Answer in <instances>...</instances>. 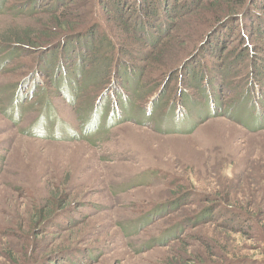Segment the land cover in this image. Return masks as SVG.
Returning <instances> with one entry per match:
<instances>
[{
  "label": "rangeland",
  "instance_id": "rangeland-1",
  "mask_svg": "<svg viewBox=\"0 0 264 264\" xmlns=\"http://www.w3.org/2000/svg\"><path fill=\"white\" fill-rule=\"evenodd\" d=\"M48 17L46 13L15 17L11 11L2 15L0 43H4L7 33L40 27ZM187 35L193 37L192 33ZM190 40L171 41L153 60L178 64L180 58L170 55L169 48L176 49ZM38 55L18 56L11 62L0 60V109L29 94L25 87L19 91L9 88L22 79V73ZM6 56L4 53L0 58ZM196 57L195 53L184 57L183 65ZM146 61L142 59L138 64ZM184 72L179 78L187 86ZM42 81L50 89L51 78ZM37 89V95L24 108L34 105L18 124L13 125L0 113V264H187L198 258L212 263L221 254L215 243L227 246L233 259L252 257L260 253L257 248H264V128L249 131L225 115L210 117L193 129L197 116L209 111L194 107L185 120L174 122L168 117L162 125L171 133L157 132L154 124L126 121L109 133L71 141L68 134L64 138L49 136L54 134L52 129L64 135L66 124L77 132L81 130L74 105L62 97L54 100L53 107L55 120L60 117L63 124L58 122L55 128L49 122L48 129L38 125L34 127L38 136H28L18 130L29 128L41 117ZM175 92L178 95V89ZM225 102L231 106L233 97ZM165 106L160 105L158 114L164 113ZM247 111L250 114L244 107L239 112L247 115ZM249 117L244 119L250 123ZM178 190L181 194L172 199L178 204L167 212L163 209L155 213L156 222L144 232L148 234L144 239L124 235L120 224L137 219L147 208L159 209L157 206L171 200ZM56 196L64 199L70 209L66 211L65 206L45 229L33 230L38 209L51 207ZM218 197L241 214L242 222L234 230L231 227L235 226L227 221L229 209L219 208ZM210 202L213 205L201 213L209 214L198 219V209L208 208ZM244 212L256 215L254 223H247ZM178 223L184 229L170 243L139 251L147 236L170 230ZM63 250L61 257H54Z\"/></svg>",
  "mask_w": 264,
  "mask_h": 264
},
{
  "label": "trees",
  "instance_id": "trees-1",
  "mask_svg": "<svg viewBox=\"0 0 264 264\" xmlns=\"http://www.w3.org/2000/svg\"><path fill=\"white\" fill-rule=\"evenodd\" d=\"M10 11L15 17L20 14L49 15L40 27L7 33L3 36L4 43H0V55L7 54L5 59L0 58L1 61L11 62L18 56L40 54L22 73L24 77L9 88L19 91L25 87L26 91L30 90L29 94H22L0 109L2 116L13 125L18 124L34 105L24 108L25 103L37 95L35 89L38 88L41 117L29 128H20L18 131L22 134L38 136L34 127L43 125L48 129L50 122L56 128L58 122L62 123L60 117L55 120L57 113L53 107L54 100L62 97L74 105L76 122L81 130L77 132L66 124L64 135L52 129L54 134L49 136L64 138L68 134L71 141L109 133L126 121L154 124L157 132L171 133L162 125L168 117L174 122L185 120L190 116L189 109L194 107L209 111L199 112L197 121L200 120L195 122L193 129L210 117L225 115L249 131L264 128V44H260L264 42V0H0V17ZM190 33L193 37L187 35ZM176 39H191L176 49L169 48L172 50L170 55L180 58L178 64L166 65L161 59L153 60ZM34 50L37 51L35 54L32 53ZM194 53L196 59L183 65L182 60ZM211 57L216 59L211 61ZM142 59L148 62L138 64ZM2 64L0 62V66ZM182 70L187 74L183 79L188 82L187 86L179 78ZM48 77L51 78L50 89L41 82ZM230 97L234 103L229 107L225 101ZM163 103H166L164 113L158 114ZM226 107L229 108L226 110ZM244 107H248L250 114L239 112ZM243 116H250L251 122L245 121ZM180 192L175 191L171 200L157 206L159 209L155 206L147 208L137 219L127 223L125 220L123 225L120 224L121 231L125 236L144 239L147 234L144 232L156 222L155 213L163 209L167 212L177 205L178 202L172 199ZM63 201L56 196L49 204L51 207L38 209L33 230L37 227L45 229L54 221L67 206ZM217 203L219 208L229 209L227 221L235 226L231 227L234 230L242 222L241 214L235 213L236 207L228 206L221 198ZM211 205L212 202L208 208L198 209V213ZM69 209L70 205L66 211ZM207 214L209 212L199 215L198 219ZM244 214L248 217L247 223H254L256 215ZM183 229L184 226L178 223L170 230L152 232L139 251L165 246ZM215 246L221 251L215 262L205 263L198 258L199 261L194 259L187 264H264V248H257L256 252L260 253L252 257L233 259L227 246L221 243H215ZM64 253L63 250L54 257L59 258Z\"/></svg>",
  "mask_w": 264,
  "mask_h": 264
}]
</instances>
